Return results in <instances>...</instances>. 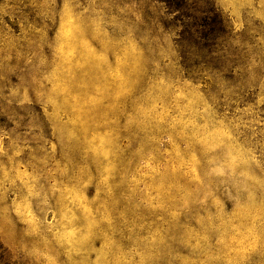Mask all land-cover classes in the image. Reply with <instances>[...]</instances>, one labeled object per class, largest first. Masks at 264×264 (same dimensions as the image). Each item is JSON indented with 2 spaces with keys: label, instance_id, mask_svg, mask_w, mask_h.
<instances>
[{
  "label": "rangeland",
  "instance_id": "rangeland-1",
  "mask_svg": "<svg viewBox=\"0 0 264 264\" xmlns=\"http://www.w3.org/2000/svg\"><path fill=\"white\" fill-rule=\"evenodd\" d=\"M195 1L0 0V264H264V0Z\"/></svg>",
  "mask_w": 264,
  "mask_h": 264
},
{
  "label": "trees",
  "instance_id": "trees-1",
  "mask_svg": "<svg viewBox=\"0 0 264 264\" xmlns=\"http://www.w3.org/2000/svg\"><path fill=\"white\" fill-rule=\"evenodd\" d=\"M168 4L169 8L179 13V19L181 26L183 27L182 36H186L188 42L187 47H200L202 42L210 39L211 36H207L204 30H201L202 25L200 21L205 19L211 13L202 7L197 6L195 0H161ZM204 31V32H203ZM218 38V37H217ZM217 38H213V45Z\"/></svg>",
  "mask_w": 264,
  "mask_h": 264
}]
</instances>
